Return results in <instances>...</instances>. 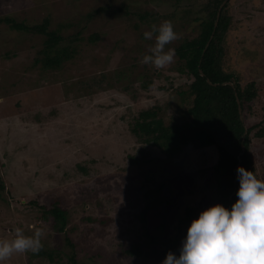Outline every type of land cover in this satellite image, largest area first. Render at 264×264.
<instances>
[{
    "label": "rangeland",
    "instance_id": "obj_1",
    "mask_svg": "<svg viewBox=\"0 0 264 264\" xmlns=\"http://www.w3.org/2000/svg\"><path fill=\"white\" fill-rule=\"evenodd\" d=\"M206 2L0 0V17H12L27 25L49 19V29L67 38L58 47L68 45L77 50L64 57L59 67L44 68L40 55L43 37L0 24V104L17 107L14 114L4 115L0 106V240L13 239L17 227L26 236L42 229V247L46 251L59 247L63 241L56 242L60 238L52 228V218L42 219L40 209V205L49 207L56 201L67 212L65 229L72 228L78 264H161L157 263V248L173 234L176 215L184 205L213 203L211 169L217 150L188 146L179 156L168 158L155 146L138 140L131 129L139 112L164 105L173 91L190 80L177 72L175 57L159 69L141 62L154 46L156 35L146 39L143 34L165 19L149 26L136 17L127 19L109 11L98 14L87 25L68 23L108 3L130 5L137 13L156 9L163 14L174 12L171 22L178 38L169 43L172 45L185 39L198 24L193 19L204 16L199 8ZM227 3L230 27L223 43L224 66L242 86L255 83L259 108L264 105V0ZM188 8L192 10L187 17L190 19L181 25L182 12ZM80 28L82 33L73 42ZM95 33L99 35L96 42L91 41ZM131 63L137 66L136 72L150 76L152 85L147 91L137 89L136 80L132 85L137 92L133 93L98 86L101 78L114 82L113 71ZM162 86L167 90L159 89ZM37 105L46 107L41 117L44 120L37 119L42 114ZM168 116L166 111L165 122H169ZM253 135L250 155L264 179L263 141ZM151 171L153 178L147 180ZM148 187H162L158 194L161 203L147 211L142 222L139 214L148 201L143 198ZM165 194L170 202L162 198ZM88 216L94 224L85 222ZM134 245L141 247L140 258L126 253ZM63 250L68 252L65 247ZM35 254L13 253L4 264H52L44 256L31 257ZM61 258L55 257L62 264L67 262L64 254Z\"/></svg>",
    "mask_w": 264,
    "mask_h": 264
},
{
    "label": "trees",
    "instance_id": "obj_2",
    "mask_svg": "<svg viewBox=\"0 0 264 264\" xmlns=\"http://www.w3.org/2000/svg\"><path fill=\"white\" fill-rule=\"evenodd\" d=\"M223 1L208 0V2L202 3L199 10L200 12L204 11L205 14L193 19L198 24L191 28L189 35L179 41L178 44L175 42L172 45L167 44L165 46V50L169 47L175 49L176 70L179 74L187 77L190 82L184 83L178 91H173L170 94V100L166 101L164 105H155L139 112L131 129L132 134L136 135L138 140L155 146L168 158L179 156L183 149L188 146L195 150L210 147L217 150V160L211 169L214 181L212 189L213 203L209 206L203 203L195 205L187 203V205H184L182 211L176 215L177 226L174 228L173 234L159 243L157 263H161L170 251L179 254V248L186 236L187 228L200 212L215 204H221L225 208L231 207L237 199L236 191L239 187V181L236 169L238 166L253 171L258 179H263L256 170V165L250 155V148L252 133H254L253 137L263 141L262 145L264 146V105L257 108L259 94L255 90L257 88L255 83L251 82L242 86L240 79L225 69L224 57L226 52L223 43L230 27V19L226 10L228 3L221 7ZM109 11L116 12L115 14H120L127 17V19L136 17L139 22L149 26H152L151 22L157 23L160 18L166 21L175 18L174 12L163 14L156 9L152 12L137 13V11H132L130 5L112 6L108 3L86 13L80 19L78 18L75 23L69 22L68 26L75 25L79 27L82 23L87 25L98 14L108 13ZM218 11L219 17L215 26ZM191 12L190 8L182 12L181 25L184 24L187 17H190ZM189 19L187 18V21ZM0 24H4L13 31L42 36L43 43L40 55L43 56L44 68H57L64 57L67 59L77 52L76 48H69L68 45L58 47L63 41H67V38L57 31L49 29V19H44L40 24L27 25L23 22H17L12 17H0ZM82 28L78 29L74 38L71 39L73 42L79 38ZM94 35L91 41L96 42L99 35L96 33ZM143 52L145 54L144 49ZM136 67L135 63H131L125 69H115L113 71L114 82H110V84L104 78H101L100 81H97V84L100 88L118 87L126 93H133L135 90L137 92L138 88L147 91L152 85V80L149 75L136 72L134 70ZM142 76H144L143 79H141ZM133 80L139 83L137 89L132 85ZM102 81H105V85H102ZM159 89L167 90L165 86L159 87ZM135 95L134 92L131 96L132 99L136 97ZM44 104L47 105L49 102H44ZM0 106L4 115L14 114L17 108L15 105L11 106L8 103L0 104ZM238 107L241 110L240 114ZM37 108L42 109L39 111L42 114L37 115V119L39 121L44 120L41 117L45 113L43 109H46V107L37 105ZM258 109H260L257 113L259 115L255 114ZM166 111L169 112V122L164 120ZM242 147L244 150L240 156ZM131 162L135 163L134 158L131 159ZM153 173L151 171L147 180L153 178L151 176ZM143 184H147V182L143 180ZM161 188H146L147 191L143 198L148 201L139 214L142 222L145 221L147 211L161 203V200L158 199ZM0 189H3L2 184H0ZM164 197L166 199L168 196L165 194L162 198ZM0 199H2L1 195ZM166 200L170 202V200ZM40 209L43 210L42 219L52 218V228H54L57 237L60 238L56 242L63 241V244L48 251L42 247L39 252L31 257L40 258L44 256L52 264H62L59 260L62 259L61 255L64 254L67 257V262L63 264H78L75 244L70 235L72 228L70 230L65 229L68 220L67 212L60 208L56 201L49 207L40 205ZM85 222L92 225L95 220L88 216L85 218ZM64 247L68 249V252L63 250ZM126 253L133 258L142 256L140 245L132 246ZM55 257L59 260H56Z\"/></svg>",
    "mask_w": 264,
    "mask_h": 264
},
{
    "label": "clouds",
    "instance_id": "obj_3",
    "mask_svg": "<svg viewBox=\"0 0 264 264\" xmlns=\"http://www.w3.org/2000/svg\"><path fill=\"white\" fill-rule=\"evenodd\" d=\"M154 33L155 44L141 62L159 69L172 63L175 49L165 50V46L178 37L171 21L153 25L143 35L152 39ZM236 172V201L230 208L215 204L200 212L188 226L179 254L168 252L161 264H264V179L241 166ZM14 233L13 239L0 240V264L13 253H37L42 248V229L32 236H26L20 227Z\"/></svg>",
    "mask_w": 264,
    "mask_h": 264
},
{
    "label": "water",
    "instance_id": "obj_4",
    "mask_svg": "<svg viewBox=\"0 0 264 264\" xmlns=\"http://www.w3.org/2000/svg\"><path fill=\"white\" fill-rule=\"evenodd\" d=\"M223 5H224V3L221 5V7H222ZM220 9H221V8H220ZM220 9H219V11H220ZM219 11H218V14H217V19H216V22H215V26H216V24H217V22H218ZM238 109H239V114H240V113H241V110H240L239 107H238ZM240 118H242V117L240 116ZM245 133H246V132H245ZM243 150H244V148L242 147V152H241L240 156L242 155Z\"/></svg>",
    "mask_w": 264,
    "mask_h": 264
}]
</instances>
